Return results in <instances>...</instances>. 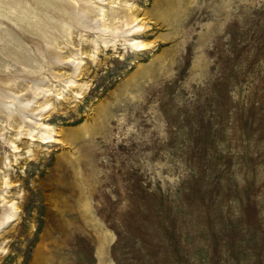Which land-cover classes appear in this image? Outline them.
<instances>
[{"label":"rangeland","instance_id":"374dc122","mask_svg":"<svg viewBox=\"0 0 264 264\" xmlns=\"http://www.w3.org/2000/svg\"><path fill=\"white\" fill-rule=\"evenodd\" d=\"M0 264H264V0H0Z\"/></svg>","mask_w":264,"mask_h":264},{"label":"bare ground","instance_id":"6f19581e","mask_svg":"<svg viewBox=\"0 0 264 264\" xmlns=\"http://www.w3.org/2000/svg\"><path fill=\"white\" fill-rule=\"evenodd\" d=\"M112 1H114V0H111V2ZM131 7V6H130ZM129 7V8H130ZM104 10V9H103ZM119 10H114V11H111V12H102V13H104L105 15H108V17L110 18V21L111 22H113V23H115L116 21H112V19H118L117 21H119V19H121L120 17H122V14L120 15L119 14V12H118ZM119 14V15H118ZM142 18L143 17H139L136 13H131L130 14V16H127L125 19H122V21H123V24H125L127 27H129V30H127L128 31V34H134L135 36L137 35V34H139L138 32L140 31V30H144L145 28H146V25L144 24L145 23V21H143L142 20ZM127 43L128 44H131L132 45V47H134V48H136L137 50H144V49H147L148 47H149V43H148V41H145V40H143V39H138V37L136 38V37H131V38H129L128 39V41H127ZM151 45V44H150ZM73 82V81H72ZM71 82V83H72ZM48 103L49 102H47L45 105H43V107L41 108V111H42V109L44 110L45 109V107L48 105ZM41 115H42V113H41ZM39 119H44V117H41V118H39ZM29 122V121H28ZM27 124V123H26ZM50 126V125H49ZM48 126V127H49ZM44 127V126H43ZM44 130V129H43ZM47 130V129H46ZM55 130V129H54ZM53 131V130H52ZM42 133L41 134H39V131H37V132H33V129H29L28 130V133L29 134H31V135H37V133L39 134L38 136L40 137H43V138H47V137H49V139H47V140H44L43 139V141H56V142H60V139H59V137H56V136H54L55 135V133L54 134H52V133H50V134H45V131H41ZM29 138H31V136H28ZM36 139V138H35ZM39 139V138H38ZM14 147L15 148H18L19 146H17V145H14ZM17 151V150H16ZM5 185H8L9 184V181L8 180H6L5 179ZM4 198H5V196H4ZM7 201H12L11 203V205H13V207L14 208H16L17 209V206H16V203L12 200V199H10V200H7ZM19 207V206H18ZM21 209V208H20ZM17 210H19V209H17ZM16 210V211H17ZM15 215V213H11L10 214V219H13V216ZM19 217V215L18 216H16V218H18ZM14 219H15V217H14Z\"/></svg>","mask_w":264,"mask_h":264}]
</instances>
